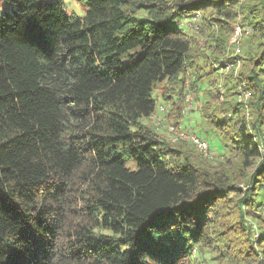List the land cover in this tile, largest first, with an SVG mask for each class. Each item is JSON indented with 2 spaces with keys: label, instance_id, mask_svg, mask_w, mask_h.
I'll return each mask as SVG.
<instances>
[{
  "label": "trees",
  "instance_id": "trees-1",
  "mask_svg": "<svg viewBox=\"0 0 264 264\" xmlns=\"http://www.w3.org/2000/svg\"><path fill=\"white\" fill-rule=\"evenodd\" d=\"M1 1L0 264L213 263L212 245L227 247L212 230L220 211H264V0L244 18L263 40L241 77L256 120L240 102L208 119L232 131L221 170L179 160L142 119L156 84L185 71L193 41L179 20L206 7L231 20L239 0H76L83 15L63 0ZM223 259L264 264L252 247Z\"/></svg>",
  "mask_w": 264,
  "mask_h": 264
},
{
  "label": "rangeland",
  "instance_id": "rangeland-1",
  "mask_svg": "<svg viewBox=\"0 0 264 264\" xmlns=\"http://www.w3.org/2000/svg\"><path fill=\"white\" fill-rule=\"evenodd\" d=\"M38 1L41 2L43 0ZM63 1L66 11H73L80 15L84 14V4L76 0ZM256 2V0H239L237 6L233 8L236 17L234 16L235 18L231 20L220 17L221 15L210 7L194 11L198 12L197 29L187 25L189 15L183 16L179 20V26L183 29L186 36H189L193 41L185 71L179 74L181 79L164 80L156 84L153 93L156 103L164 102L169 105V110L164 115V121L160 124H155L151 118L142 119V123L151 128L158 138L166 140L169 146L182 153L179 160L188 155L190 160L199 166L220 170L228 167V161L219 154L226 153L228 146H231V128L228 125L218 127L223 131H229L227 133L229 138H224L222 132L214 127L209 120L211 121L215 117L223 118L224 116H229L237 102L243 105L247 120L252 121V123L256 120L255 110L253 109L254 96L251 101L250 96L243 100V98H239V93L243 88L241 84L244 83L241 82V77L255 66V61L260 56L262 38L259 36L244 38L240 46V54L237 55L240 64H236V62L230 64L234 59L231 41L233 26L236 24L247 25L244 18L251 7L254 6L259 10L261 9V5ZM5 9H8V5L6 2L1 1L0 15ZM220 20H224L226 22L224 23L225 25L221 24ZM255 70L257 71V68ZM173 96L176 98L177 106H173L171 109ZM249 102H252V109L245 108V106H249ZM184 110L187 114L182 112ZM207 115L208 118L206 117ZM170 124L191 129L203 137L209 145L212 156H204L189 142L170 139L168 133V125ZM252 132L254 133V131ZM259 133L255 136L258 143H262L264 146V122L263 124L260 123ZM167 158L170 159L169 155ZM237 164L238 160L236 159L233 167L235 169L234 176L238 175ZM233 169L229 171V174L234 172ZM254 170V167L247 169V179L254 174ZM240 186L242 192L248 187L247 182L242 183ZM261 191H263L261 196L264 197V184L261 187ZM246 192L250 194L253 190ZM253 198L255 197L253 196ZM232 210L231 208H225L215 218L212 227V230L216 232V235L214 234L215 238L223 240L227 247L220 250L218 245H212L210 254H212L214 261L209 264H233L232 261L235 260L229 262V260L223 258H226V255L231 252L239 253L242 250L244 252L251 247L258 250V252H262L264 257V240H262L261 244L260 242L257 244L258 239H260V232L264 229V211L261 208L260 211L256 208L252 209L244 202L239 207L242 215H244L242 218L235 215L228 216L227 214ZM248 212L251 215H248ZM241 219L245 220L248 229H244L240 223ZM192 264H204V262L198 257Z\"/></svg>",
  "mask_w": 264,
  "mask_h": 264
},
{
  "label": "built area",
  "instance_id": "built-area-1",
  "mask_svg": "<svg viewBox=\"0 0 264 264\" xmlns=\"http://www.w3.org/2000/svg\"><path fill=\"white\" fill-rule=\"evenodd\" d=\"M188 17L189 19L187 21V25L193 27L194 29H197L198 28V24H197L198 12H194ZM251 32H252V29L248 24L247 25L236 24L234 26L233 34L231 38L234 59L230 64L234 62H236V64H240V60L237 57V55L240 54V46L242 44L243 39L247 37ZM241 86L243 88L240 90L239 98L240 99L243 98V100H246L250 96V92L244 83H242ZM168 110H169L168 104L164 102L156 103L155 110L152 112L149 118H151L155 124H160L164 121V115L168 112ZM182 112L184 114H187L185 110ZM168 133L170 135V139H172L173 141L180 140V141L189 142L193 146H195L196 149L200 151L204 156L206 157L212 156V153L210 152V148H209L207 141L203 137L198 135L197 133L193 132L191 129H187L180 125L170 124L168 125ZM254 138L257 140L255 135H254ZM258 147L261 152L264 151V146L262 143H258ZM262 209L264 210V203L262 205Z\"/></svg>",
  "mask_w": 264,
  "mask_h": 264
},
{
  "label": "crops",
  "instance_id": "crops-1",
  "mask_svg": "<svg viewBox=\"0 0 264 264\" xmlns=\"http://www.w3.org/2000/svg\"><path fill=\"white\" fill-rule=\"evenodd\" d=\"M145 119V118H144Z\"/></svg>",
  "mask_w": 264,
  "mask_h": 264
}]
</instances>
